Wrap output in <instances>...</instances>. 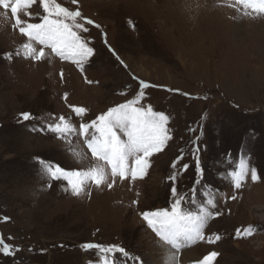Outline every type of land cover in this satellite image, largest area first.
<instances>
[{"label": "rangeland", "instance_id": "374dc122", "mask_svg": "<svg viewBox=\"0 0 264 264\" xmlns=\"http://www.w3.org/2000/svg\"><path fill=\"white\" fill-rule=\"evenodd\" d=\"M56 2L100 26L86 25L82 33L94 49L83 72L47 49L40 61L26 57L27 38L10 10L0 9V239L12 252H0V264H102L103 254L82 248L89 242L121 246L143 264H167L174 250L160 243L141 213L170 210L171 165L181 156L171 186L186 197L184 210L199 214L203 206L221 213L204 229L205 237L221 239L185 244L176 264H196L213 251L212 264H264V13L236 0ZM29 11L31 20L20 18L40 22L39 0ZM140 81L152 85L142 103L169 117L168 146L151 158L144 178H117L111 189L90 184V194L73 196L38 160L70 170H87L96 161L75 133L55 138L48 125L64 115L78 130L81 121L68 104L85 108L90 121L134 99ZM22 112L32 118L23 121ZM197 137L202 177L191 154ZM184 163L191 165L187 171H181ZM241 164L248 175L234 189L229 174ZM252 168L260 176L256 182ZM112 259L108 254L109 264ZM117 264L139 262L121 256Z\"/></svg>", "mask_w": 264, "mask_h": 264}, {"label": "snow or ice", "instance_id": "6c2138e0", "mask_svg": "<svg viewBox=\"0 0 264 264\" xmlns=\"http://www.w3.org/2000/svg\"><path fill=\"white\" fill-rule=\"evenodd\" d=\"M36 3L37 0H0V9L10 10L15 26L19 27L20 34L28 40L23 45L25 56L40 61L46 58L45 49H47L49 50L47 55L69 61L83 72V66L94 55V49L89 46L82 33L89 31L86 25H93L96 28L100 26L95 24L93 20L83 17L79 10H69L57 3L56 0H39V6L43 12V15L40 16V22L31 23L22 20L20 18L21 13L27 16L29 20L33 18V13L29 9ZM72 3H77V0H72ZM236 3L244 6L245 9H250L253 13H264V0H236ZM104 42L109 52L123 64L116 50L108 44L106 37ZM34 44L41 47H34ZM60 75L63 79V72ZM88 82L92 83V81ZM151 86L140 81V91L134 99L111 107L90 121H85V108L68 104L75 117L81 121L78 130L69 122L71 117L66 118L61 115L56 122L48 125L46 131L59 139H68L75 133L82 140L83 145L91 153V157L96 163L87 170H70L64 169L54 162L39 159L38 162L44 173L49 175L52 180L65 181L67 187L71 189V194L75 197L90 194V192L86 193L90 184L95 185L97 189L101 185H106L111 189L116 184L117 178L120 181L129 178L131 181L144 178L151 167V158L162 153L172 139L167 127L169 117L142 103L145 96L144 90ZM168 91L172 90L168 89ZM185 95L187 94L185 93ZM64 99L67 101V95ZM20 118L23 121H29L32 117L29 112H22ZM191 131L195 132V129H191ZM198 140V137L192 140L191 154L195 160V173L202 177L204 174L200 158L202 148ZM183 158V156L179 157L171 165L173 171L169 176V184L173 202L170 210L144 211L141 213L142 219L159 238L160 243L174 250L167 264H176L175 253H178L185 244L190 245L193 242L205 240L212 244L221 239L218 234L208 237H205L204 234L209 219L216 218L221 213L211 211L209 207L203 206L200 207L199 214L184 210L182 204L186 197L178 195L177 187L171 186L177 180L179 175L176 171L177 165ZM190 167V164L184 163L181 165V171H187ZM229 175L234 189H240L248 175V170L241 164L238 171L231 172ZM109 177L111 182H109ZM259 179L257 169L252 168L251 180L256 182ZM200 182L196 181L197 184ZM232 199H235V196ZM207 205L211 209H215L217 206L212 198L207 200ZM250 232L249 229V234ZM237 236H240L239 231ZM82 248L84 250H98L104 257L102 264H109L108 254H113L111 264H117L121 256L143 264L139 257H132L123 247L118 245L105 246L89 242L84 243ZM0 252L4 255L12 254L10 246L3 239H0ZM217 256L218 253L213 251L205 255L202 261H198L196 264H212Z\"/></svg>", "mask_w": 264, "mask_h": 264}]
</instances>
